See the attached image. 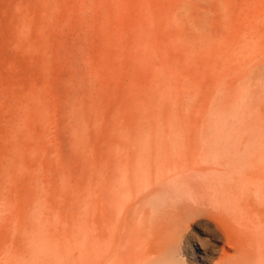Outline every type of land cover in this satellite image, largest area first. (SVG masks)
I'll use <instances>...</instances> for the list:
<instances>
[{
	"label": "rangeland",
	"instance_id": "rangeland-1",
	"mask_svg": "<svg viewBox=\"0 0 264 264\" xmlns=\"http://www.w3.org/2000/svg\"><path fill=\"white\" fill-rule=\"evenodd\" d=\"M190 141L264 150V0H0V264H106L121 150Z\"/></svg>",
	"mask_w": 264,
	"mask_h": 264
},
{
	"label": "bare ground",
	"instance_id": "bare-ground-1",
	"mask_svg": "<svg viewBox=\"0 0 264 264\" xmlns=\"http://www.w3.org/2000/svg\"><path fill=\"white\" fill-rule=\"evenodd\" d=\"M209 144L121 150L110 181L106 264H264V164L254 163L264 150L228 154ZM148 210L176 215L152 249L143 241Z\"/></svg>",
	"mask_w": 264,
	"mask_h": 264
}]
</instances>
